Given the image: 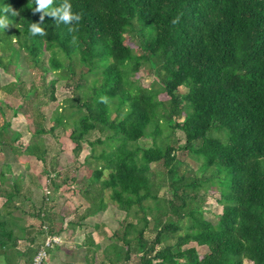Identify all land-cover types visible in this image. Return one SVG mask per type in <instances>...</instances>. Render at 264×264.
Wrapping results in <instances>:
<instances>
[{
    "label": "trees",
    "instance_id": "1",
    "mask_svg": "<svg viewBox=\"0 0 264 264\" xmlns=\"http://www.w3.org/2000/svg\"><path fill=\"white\" fill-rule=\"evenodd\" d=\"M63 2L53 0L47 11ZM68 3L78 22L48 15L41 21L36 0H0V16L9 21L0 28V69L8 71L13 62L30 77L26 81L13 69V80L0 84L2 97L16 100L11 105L0 99L3 264H30L46 237L58 240L66 227L80 226L108 201L122 216L103 247L96 248L90 231L83 237L81 244L92 247L89 264H264V0ZM5 6L17 15L5 13ZM32 23L45 35H33ZM140 68L151 75L149 83L138 82ZM57 81L68 95L45 126L42 106L56 100ZM17 114L31 128L25 144L10 128ZM55 130L72 145L74 158L85 143L84 162L94 161L76 190L86 205H77L68 219L67 206L53 201L56 190H70L75 175L55 160L45 163L42 135L55 137ZM95 145L102 146L96 153ZM5 149L22 171L28 158L42 162L46 193L30 212L20 208L39 186L36 175L7 177L12 162ZM210 188L220 206L214 223L202 216ZM23 214L37 219L34 235ZM20 239L23 251L15 248ZM57 242L46 248L43 263L61 248Z\"/></svg>",
    "mask_w": 264,
    "mask_h": 264
},
{
    "label": "rangeland",
    "instance_id": "2",
    "mask_svg": "<svg viewBox=\"0 0 264 264\" xmlns=\"http://www.w3.org/2000/svg\"><path fill=\"white\" fill-rule=\"evenodd\" d=\"M124 42L125 44L132 48L135 49V43L127 37L126 34H124ZM13 69H16L17 71H22L23 78L25 80H28L29 76H26V71L23 70V65L14 67V63H10L8 66V71H3L0 69V84L6 83L7 81L13 80ZM138 82L139 83H149L152 80L151 75L147 76L145 75L144 69L140 68L138 71ZM30 78V77H29ZM182 89V88H180ZM68 95L67 91L63 87V82L62 81H57L55 84V101L48 102L47 104L42 106V111L45 114V120L44 124L45 126H49L51 121H50V115L55 107L56 103H60L64 97ZM0 99L4 102H8L11 105H14L16 103V100L13 98H3L1 93H0ZM1 122V118H0ZM10 128L13 130H17L20 132V137L19 141L21 143L25 144L28 139H29V131H31V128L29 126L28 120L22 115L17 114L16 116L10 117ZM28 128V129H27ZM30 129V130H29ZM29 130V131H28ZM175 137L178 139L179 143L183 142V136L182 133L178 130H175ZM54 135L57 136H51L50 134H43V140L44 143L48 146L47 153L45 155V163L50 165V163L55 160L57 163V166L59 168H62L64 170L70 171V173H73L76 178V182L72 184V187L70 190L66 191L63 193V191L56 190L55 192V198L54 201L56 202L57 205L59 204H65L67 207L63 208L64 213H66V219L70 218L71 215H68L77 205L81 208L86 205V202L82 200L77 193V189L81 186L83 178L88 177L89 171L94 165V161L90 160L89 162H84V157L89 153L88 147L83 143L81 151L78 153L77 157H73L71 153V144L65 137V135L62 133L60 130H55ZM96 137V134L93 133L89 136L90 139H93ZM139 144H142V141H138ZM149 144V139H145L144 145ZM101 145H95V153L101 148ZM7 152L4 156L5 159L8 160L9 162H12L10 164V173L6 174L7 177L11 175H16L22 171L23 166L20 164L13 163L15 162V159L12 157L10 152L8 150H4ZM186 160L188 163H190L192 168H196V165L186 157ZM28 164L29 167L28 169L22 171L28 172L30 171L31 173H34L36 175V180L39 183V186L36 188H32V193L30 194V197L28 200H25L24 203L21 205L20 211L25 210L30 212L32 207L36 208L39 205V201L41 197L44 195L45 190H44V175L41 174V169L43 167L42 162L37 161L34 158H28ZM105 176V174H103ZM21 181V180H20ZM65 186H63L64 188ZM49 190V189H48ZM48 190H46L48 192ZM163 188H161V191ZM160 191V192H161ZM159 192V193H160ZM50 193H51V188H50ZM107 193H104V200L107 201ZM215 197H217V192L215 191L214 188L208 189V194L205 198V200L202 203V216L209 220L210 222L214 223L216 221L217 215L220 211V206L215 202ZM1 202V200H0ZM59 206L53 207L54 211H58ZM61 208V205H60ZM18 213V212H17ZM122 213L114 207L112 203L109 201L107 202V206L105 210H102L100 213L97 215L87 217L83 221H81L80 226H74V227H69L65 228L63 232L60 234V237L58 238V242L56 245H59L61 248L58 250L50 251V257L48 262L46 264H89L88 261H90V255L92 251V247H86L82 245L81 243L83 242V237L90 231L91 237L93 239L94 245H97L96 248H101L104 245H106L109 242V237L111 232L117 228L118 226V221L121 219ZM37 223V219L34 218L33 216H29L27 214H23V224L25 225V228L27 230H30L29 235H34L35 233V227ZM153 221L150 219L149 224L146 227V230L144 232V236L146 238L150 237L152 234V230L150 227L152 226ZM95 225V226H93ZM42 238V237H41ZM40 237L36 238V241H39ZM81 244V245H80ZM36 246V244H32L31 247ZM26 247V242L24 240H19L16 243V250L23 251ZM58 247V246H57ZM95 248V249H96ZM38 249V248H37ZM203 249V248H202ZM201 248L199 250L202 251ZM99 253V250L97 251ZM96 261H92V263H97V261L100 258V255H96ZM87 262H86V260ZM3 262V255L0 254V263ZM244 264H247L245 261Z\"/></svg>",
    "mask_w": 264,
    "mask_h": 264
},
{
    "label": "clouds",
    "instance_id": "3",
    "mask_svg": "<svg viewBox=\"0 0 264 264\" xmlns=\"http://www.w3.org/2000/svg\"><path fill=\"white\" fill-rule=\"evenodd\" d=\"M53 0H36V8L34 9V12L42 13L40 16V20L43 21L44 16L48 15L54 19H57L60 22H63L65 24H71L73 21H79L81 19L79 14H73L71 10V4L68 3V0H64V2L57 8L51 10L50 12L47 11L52 5ZM3 11L5 13L11 12L12 15H17L15 10H12L10 6H5ZM177 21H173V23H176ZM9 25V21L5 16H0V28H6ZM38 23H32L30 26V32L40 35H45L44 30L38 26ZM73 29H70L72 31Z\"/></svg>",
    "mask_w": 264,
    "mask_h": 264
},
{
    "label": "built area",
    "instance_id": "4",
    "mask_svg": "<svg viewBox=\"0 0 264 264\" xmlns=\"http://www.w3.org/2000/svg\"><path fill=\"white\" fill-rule=\"evenodd\" d=\"M57 238L53 237L51 239L45 238V240L39 245L38 249L36 250L35 254L32 257L30 264H46L43 263L47 256L46 248H49L53 245V242H56Z\"/></svg>",
    "mask_w": 264,
    "mask_h": 264
},
{
    "label": "crops",
    "instance_id": "5",
    "mask_svg": "<svg viewBox=\"0 0 264 264\" xmlns=\"http://www.w3.org/2000/svg\"><path fill=\"white\" fill-rule=\"evenodd\" d=\"M0 264H3V262L2 263H0ZM18 264V263H17Z\"/></svg>",
    "mask_w": 264,
    "mask_h": 264
}]
</instances>
